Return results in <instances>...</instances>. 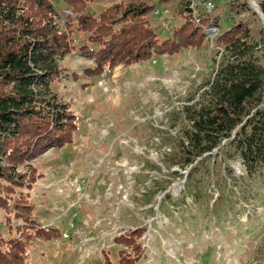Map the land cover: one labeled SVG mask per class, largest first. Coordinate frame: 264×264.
Instances as JSON below:
<instances>
[{
  "label": "rangeland",
  "instance_id": "374dc122",
  "mask_svg": "<svg viewBox=\"0 0 264 264\" xmlns=\"http://www.w3.org/2000/svg\"><path fill=\"white\" fill-rule=\"evenodd\" d=\"M49 1L60 26L67 15L74 16L60 0ZM128 1L151 6L147 18L159 38L170 36L184 20L180 10L191 2L193 14L205 13L204 0ZM210 1L213 8L205 14L215 17L219 28L210 31V22L192 21L206 36L198 48L118 64L93 76L82 71L92 66L88 55L72 50L56 58L62 70L45 97L68 103L78 130L73 145L50 148L25 162L40 173L27 191L32 218L57 228L60 236L22 238L23 262L118 264L122 246L112 236L140 227L144 258L137 264H264V176H246L238 159H227L207 174L197 172L200 198L195 201L184 189L189 166H168L166 160L183 137L184 107L197 101L214 70L211 38L254 12L251 2L258 3ZM120 2L93 0L88 10L98 13ZM152 8H162V14L154 15ZM167 194L173 200L161 210ZM7 220L0 210V237L18 236L21 220Z\"/></svg>",
  "mask_w": 264,
  "mask_h": 264
},
{
  "label": "trees",
  "instance_id": "16d2710c",
  "mask_svg": "<svg viewBox=\"0 0 264 264\" xmlns=\"http://www.w3.org/2000/svg\"><path fill=\"white\" fill-rule=\"evenodd\" d=\"M60 1L74 13L62 26L53 20L49 0H0V210L5 223L9 217L23 223L16 225L18 236L0 237V264H27L22 261V238L47 241L60 236L57 228L41 226L32 218L27 191L40 173L25 164L50 148L76 141L78 126L69 104L53 95L45 97L62 70L56 58L72 50L88 55L92 66L82 71L93 76L118 64L124 67L198 48L206 38L193 24L189 4L180 10L184 20L170 36L159 38L147 18L151 7L147 3L121 0L92 13L88 7L93 0ZM257 7L264 20V0H258ZM248 16L211 38L217 57L214 70L197 101L184 107L183 137L166 154L168 166H189L184 189L195 201L200 198L197 172L203 169L207 174L227 159H238L246 176H264V29L255 12ZM197 17L217 26L215 17L205 13ZM172 200L167 194L161 210ZM143 231L135 227L112 236L111 241L122 246L117 250L118 264H137L144 258L139 240Z\"/></svg>",
  "mask_w": 264,
  "mask_h": 264
},
{
  "label": "built area",
  "instance_id": "2783aa9c",
  "mask_svg": "<svg viewBox=\"0 0 264 264\" xmlns=\"http://www.w3.org/2000/svg\"><path fill=\"white\" fill-rule=\"evenodd\" d=\"M193 2H191L190 4H189V8H190V10H191V20L193 21V22H195L196 24H198V22L200 21L199 20V18L197 17V14H193V10H192V7H191V4H192ZM201 5H202V7H203V10H204V12L205 13H209L210 12V10L213 8V5H212V3H211V1L210 0H204V1H202L201 2ZM162 8H160V9H157V8H155V9H151V11H152V13L154 14V15H156V16H159V15H161L162 14ZM207 28H208V30H210V31H217L218 30V28H217V26H214V25H207L206 26ZM63 235V234H62ZM64 236H66V235H64Z\"/></svg>",
  "mask_w": 264,
  "mask_h": 264
},
{
  "label": "water",
  "instance_id": "95a60500",
  "mask_svg": "<svg viewBox=\"0 0 264 264\" xmlns=\"http://www.w3.org/2000/svg\"><path fill=\"white\" fill-rule=\"evenodd\" d=\"M254 12L258 15L259 19L262 21V24L264 26V20H263V16L260 13V11L258 9H254Z\"/></svg>",
  "mask_w": 264,
  "mask_h": 264
},
{
  "label": "bare ground",
  "instance_id": "6f19581e",
  "mask_svg": "<svg viewBox=\"0 0 264 264\" xmlns=\"http://www.w3.org/2000/svg\"><path fill=\"white\" fill-rule=\"evenodd\" d=\"M254 2V1H253ZM251 2V5L253 6L254 9H257L255 3Z\"/></svg>",
  "mask_w": 264,
  "mask_h": 264
},
{
  "label": "crops",
  "instance_id": "0c3cea01",
  "mask_svg": "<svg viewBox=\"0 0 264 264\" xmlns=\"http://www.w3.org/2000/svg\"><path fill=\"white\" fill-rule=\"evenodd\" d=\"M207 1V0H206ZM153 7V6H152ZM160 7H162V5L160 6ZM154 8V7H153ZM217 20V19H216ZM217 26H218V28H219V25H218V22H217ZM71 145H73V144H70L69 146H71ZM61 148H63V147H61Z\"/></svg>",
  "mask_w": 264,
  "mask_h": 264
}]
</instances>
